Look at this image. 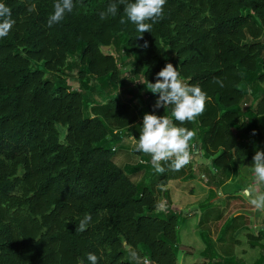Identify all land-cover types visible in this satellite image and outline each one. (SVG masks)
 <instances>
[{"label": "trees", "instance_id": "16d2710c", "mask_svg": "<svg viewBox=\"0 0 264 264\" xmlns=\"http://www.w3.org/2000/svg\"><path fill=\"white\" fill-rule=\"evenodd\" d=\"M0 2L16 20L0 38V264H90L88 253L98 264H175L181 216L158 210L154 191L167 173L150 183L135 178L155 168L134 148L125 150L128 161L116 162L121 137L139 139L135 97L148 113L179 124L171 105L154 110L159 94L147 87L172 63L210 97L202 115L179 125L196 131L205 155L220 149L206 167L210 182L218 186L234 168L252 164L264 151V0H167L143 34L118 0H74L73 11L51 27L55 0ZM29 2L36 11L27 12ZM113 2L117 15L101 20ZM128 52L129 81L119 69ZM75 69L78 87L71 88L67 75ZM86 213L92 221L81 233ZM203 238L214 260L192 264H222ZM249 238L264 250L261 235ZM223 263L245 264L232 257Z\"/></svg>", "mask_w": 264, "mask_h": 264}, {"label": "clouds", "instance_id": "9594fccd", "mask_svg": "<svg viewBox=\"0 0 264 264\" xmlns=\"http://www.w3.org/2000/svg\"><path fill=\"white\" fill-rule=\"evenodd\" d=\"M167 0H118L123 5L124 13L129 21L136 25V30L143 34L152 32L153 25L163 16V8ZM118 3H110L105 11L100 13V19L104 20L109 15L116 16L118 12ZM76 7L74 0H55L54 12L48 17V27L61 22L66 13H71ZM36 11V4L29 2L27 12ZM127 21L121 18L120 23ZM16 20L12 18V10L5 3L0 2V38L6 37ZM142 38V35H140ZM215 83L223 87V82L217 79ZM148 89L153 94H159L153 108L172 106V117L179 124L174 123L172 118L167 115L158 116L145 113L143 117V126L140 130L139 139L133 137L136 141L135 150L151 156V163L157 173H165L168 165L171 171H180L186 167L192 159L191 141L196 136L194 129L179 126L185 122H192L198 116L202 115L206 103L210 97L202 90L199 84L186 83L180 78L177 67L172 63L157 73L156 82H148ZM255 134V132L253 133ZM252 170L255 176L254 184L243 189V195L249 198V203L257 210L264 211V192L259 190V185L264 184V151H256L253 156ZM163 191V186H157ZM160 211L165 210L163 201L156 205ZM92 221V215L84 214L76 229L84 232ZM133 257L136 253H132ZM87 260L90 264H98V257L94 253H88Z\"/></svg>", "mask_w": 264, "mask_h": 264}, {"label": "crops", "instance_id": "0c3cea01", "mask_svg": "<svg viewBox=\"0 0 264 264\" xmlns=\"http://www.w3.org/2000/svg\"><path fill=\"white\" fill-rule=\"evenodd\" d=\"M142 112L143 117L146 112L148 113L145 105H142ZM143 117H138V120L143 122ZM191 145L192 159L190 172H187V174L183 175L181 173L183 170L171 171L168 165L162 162V166L166 168L165 172L167 173V180L162 185L164 189L162 199L167 204L165 206L180 213L179 233L182 231V234H187L188 239L181 240L179 238V247L186 246V249L184 255L179 254L181 259L177 256L175 264H192L204 261L210 263L214 260V257H211L212 252L208 251L204 254L206 244L203 236L210 238L213 248L218 254V258L215 260L220 261L222 264H224L225 258L230 257L241 260L245 264H256V260L264 255V251L259 244H255V246L250 244L251 239L249 237L254 233L249 225L253 222L264 223V211L255 209L249 203V198L243 195V189L255 182L254 174H244V167L252 164L242 166L237 178H234V174L231 172L224 182L214 186L212 182L204 178V174L206 167L209 168L210 166L211 156L214 157L220 149H217L213 155L203 158V149L196 146V139ZM140 159L142 158L140 157ZM149 161L151 163V156ZM193 164L198 168L197 170H195ZM177 173L182 176H177ZM207 175L209 174L207 173ZM201 176H204L203 179ZM204 182H208V185ZM157 186L156 182L154 191H161ZM259 190L264 192V184L259 185ZM238 199L241 204L234 205ZM227 201L229 204H227ZM227 213H229V217L224 218ZM262 240L261 243L264 242ZM189 246L194 249V251L192 250L193 253L186 251Z\"/></svg>", "mask_w": 264, "mask_h": 264}, {"label": "rangeland", "instance_id": "374dc122", "mask_svg": "<svg viewBox=\"0 0 264 264\" xmlns=\"http://www.w3.org/2000/svg\"><path fill=\"white\" fill-rule=\"evenodd\" d=\"M247 41L248 42H253L254 41V39H252V38H247ZM113 49V48H112ZM113 51L115 52V53H117V51L115 50V49H113ZM134 56H133V54L132 53H130V52H128L127 53V55H126V60L123 62V63H121L120 65H119V69H120V73H121V75L123 76V78H124V80L126 79L127 81H129L130 80V78H131V71H130V64H129V61H131L132 60V58H133ZM75 71H76V69L75 70H73V72L72 73H68V79H67V83L70 85V87L72 88V87H78V85H77V82H76V80L74 79V77H73V74L75 73ZM46 76L48 77V78H53V75H50L49 73L48 74H46ZM129 78V79H128ZM129 87V86H128ZM261 87L262 88H264V84H262L261 85ZM125 89L127 90L128 88L127 87H125ZM117 94H119L120 92H116ZM123 95L124 94H120V97L122 98L123 97ZM126 97H129V95H127ZM135 103H136V109H137V112H138V114H139V116L138 117H143V112H142V105H144L143 103H144V101H143V98L142 97H135ZM95 103L93 102V105H94ZM250 103L249 102H247V103H245L244 104V106H246V105H249ZM251 106V105H250ZM146 109V108H145ZM147 113V112H146ZM261 118L262 119H264V114H262L261 115ZM264 122V121H263ZM61 131L64 133V129L63 128H61ZM196 132V131H195ZM196 136H197V133H196ZM196 136L194 137V139L191 141V143L192 142H194V140L196 139ZM121 142H120V144H121V150L120 151H118L117 152V154H116V156H115V161L116 162H118V163H120V162H125L126 160H127V156L125 155V150H128L129 151V153H131L130 152V150H132L133 148L135 149V140L133 139V136H131V135H128L127 133H124V136L121 138ZM204 153V152H203ZM214 154V153H213ZM212 154V155H213ZM207 156L208 155H203V158H207ZM137 158H139L138 157V155H137V157H135L134 159H133V162H135L136 160H137ZM202 158V159H203ZM211 158H213L212 156H211ZM195 159H196V157H195ZM128 161V160H127ZM193 166H194V164H193ZM197 166V165H196ZM194 168H195V170H197L198 168H196L195 166H194ZM181 170H183L181 173L183 174V175H185V174H187V172H190V163L186 166V167H184L183 169H181ZM205 170V169H204ZM144 173H142V172H138L136 175H135V178H136V176H137V178H144V177H147L148 179H145V180H147V181H149V183L153 180H155L156 179V176L157 175H155L157 172H156V170L154 171V172H148V173H146L147 171H143ZM247 174V175H252V174H254L253 173V170H252V165H247V166H245L244 167V174ZM233 176H234V178L236 177H238V172H237V170L234 168L233 169ZM145 175V176H144ZM150 175H152L153 177H151V179H149V177H150ZM177 176H182L181 174H178L177 173ZM205 176V177H204ZM204 176H201V178L202 177H204V178H206V180L207 181H209L210 182V180H209V176L207 175V173L205 172V174H204ZM133 179H135L134 177H132ZM233 178V179H234ZM203 179V178H202ZM232 179V180H233ZM205 184H207L208 185V182L206 183V182H204ZM156 184V183H155ZM155 184H154V186H155ZM224 188H228L227 186H223ZM155 194H156V196H157V198H158V201L159 202H161V201H163L164 202V199H162L163 198V192L162 191H157V190H155ZM218 203V202H217ZM164 204H166L165 202H164ZM227 204H229L228 203V201H227ZM237 204H241V202H239V199L238 200H236L235 201V203H234V205H237ZM167 205V204H166ZM166 207L167 206H165V210H166ZM164 210V211H165ZM229 217V213H227L226 215H225V217L224 218H228ZM247 218L249 219V217L247 216ZM179 235H180V239L181 240H188L187 239V234H185V233H183L182 234V231L179 233ZM263 241V240H262ZM183 243V242H182ZM262 243H264V242H262ZM185 249H186V246H180L179 247V249H178V258H180L181 259V257L179 256V254L181 253L182 255H184L185 254ZM194 251V249L192 248V247H190L189 246V248L186 250L188 253H193V251ZM264 251V250H263ZM186 252V253H187ZM138 262L139 263H142V258L140 259H138Z\"/></svg>", "mask_w": 264, "mask_h": 264}, {"label": "built area", "instance_id": "2783aa9c", "mask_svg": "<svg viewBox=\"0 0 264 264\" xmlns=\"http://www.w3.org/2000/svg\"><path fill=\"white\" fill-rule=\"evenodd\" d=\"M140 162L146 163L147 161L144 159H139ZM251 231L254 235H261L262 239L264 240V223H251L250 225ZM141 264H151V262L147 258L142 259Z\"/></svg>", "mask_w": 264, "mask_h": 264}, {"label": "water", "instance_id": "95a60500", "mask_svg": "<svg viewBox=\"0 0 264 264\" xmlns=\"http://www.w3.org/2000/svg\"><path fill=\"white\" fill-rule=\"evenodd\" d=\"M127 246V245H126ZM83 263V261L81 260V264Z\"/></svg>", "mask_w": 264, "mask_h": 264}]
</instances>
